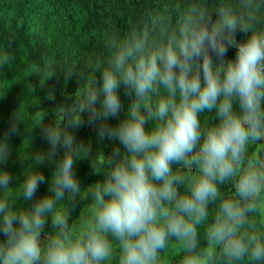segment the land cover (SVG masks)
I'll return each instance as SVG.
<instances>
[{
  "label": "clouds",
  "instance_id": "1",
  "mask_svg": "<svg viewBox=\"0 0 264 264\" xmlns=\"http://www.w3.org/2000/svg\"><path fill=\"white\" fill-rule=\"evenodd\" d=\"M173 12L107 33L106 59L80 74L52 124H37L49 151L31 161L55 163L50 194L34 200L42 171L29 167L17 190L0 170V264H169L173 248L179 264H264V0H220L211 13L191 0ZM238 31L250 33L246 41L236 42ZM229 46L237 53L225 61ZM12 59L0 52V67ZM121 88L130 105L110 126L123 110ZM205 113L216 122L202 121ZM20 120L17 111L0 137V164ZM85 123L123 150L92 157L103 179L82 189L74 169L91 147L71 129ZM21 198L32 207L14 208ZM79 201L87 204L74 222Z\"/></svg>",
  "mask_w": 264,
  "mask_h": 264
},
{
  "label": "trees",
  "instance_id": "2",
  "mask_svg": "<svg viewBox=\"0 0 264 264\" xmlns=\"http://www.w3.org/2000/svg\"><path fill=\"white\" fill-rule=\"evenodd\" d=\"M191 0H0V52L9 51L13 57L9 65L0 67V137L7 132L14 114L19 111L20 122L17 132L9 137L11 155L0 170L13 177L10 187L19 188L24 173L31 167L42 171L46 182L39 186L34 200L49 193L55 163L46 160L43 164L32 163L31 157L38 152L49 151V145L41 136V126L52 124L55 111L61 105L72 103L76 91L84 80L81 73L89 69L95 57L106 59L104 37L107 33L125 35L133 26L140 25L146 16L167 10L175 19L177 4L184 7ZM211 13L220 0H200ZM215 18V17H214ZM250 33L238 31L237 43L246 41ZM10 45V46H9ZM237 49L229 46L225 61L234 59ZM215 62L216 58L213 56ZM90 75L91 73L89 69ZM99 80V73H97ZM123 110L118 118H109L110 126L117 125L126 117L130 98L119 90ZM51 97H54L51 98ZM87 121V113L83 115ZM202 121L216 122L214 113H205ZM99 122H97V127ZM78 144L91 147V157L77 160L75 175L82 189L103 179L92 167L91 159L99 153L110 155L118 141L101 140L96 127L87 123L78 129H71ZM123 150V149H122ZM264 151V150H262ZM65 150L61 147L55 155L60 161ZM231 185L222 186L229 194ZM183 191V189H181ZM15 195V190L13 196ZM33 201H17L14 208L30 209ZM87 201H79L72 210V220ZM52 231L51 224L45 234ZM43 235V234H42ZM4 239V237H0ZM183 253H174L170 264H179Z\"/></svg>",
  "mask_w": 264,
  "mask_h": 264
},
{
  "label": "rangeland",
  "instance_id": "3",
  "mask_svg": "<svg viewBox=\"0 0 264 264\" xmlns=\"http://www.w3.org/2000/svg\"><path fill=\"white\" fill-rule=\"evenodd\" d=\"M257 147H258V146H253V147L250 149V151H252V152L257 151ZM232 192H233V188H232V186H231V187H230V190H229V194H231ZM176 251H178V249L173 248V249H170L169 252L167 253V258H168L169 264H170V262H171V260H172V257H173V255H174V253H175Z\"/></svg>",
  "mask_w": 264,
  "mask_h": 264
}]
</instances>
